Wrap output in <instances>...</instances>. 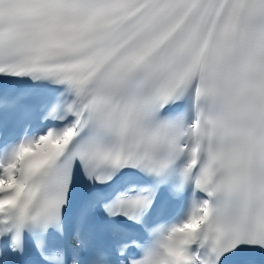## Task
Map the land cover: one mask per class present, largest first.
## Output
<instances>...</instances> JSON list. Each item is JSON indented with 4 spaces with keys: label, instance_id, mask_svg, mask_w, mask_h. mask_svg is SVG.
<instances>
[{
    "label": "snow or ice",
    "instance_id": "6c2138e0",
    "mask_svg": "<svg viewBox=\"0 0 264 264\" xmlns=\"http://www.w3.org/2000/svg\"><path fill=\"white\" fill-rule=\"evenodd\" d=\"M0 264H264V0H0Z\"/></svg>",
    "mask_w": 264,
    "mask_h": 264
}]
</instances>
